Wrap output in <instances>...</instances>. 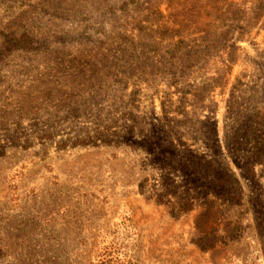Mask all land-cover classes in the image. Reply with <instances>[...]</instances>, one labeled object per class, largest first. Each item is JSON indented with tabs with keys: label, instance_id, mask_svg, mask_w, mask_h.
<instances>
[{
	"label": "rangeland",
	"instance_id": "obj_1",
	"mask_svg": "<svg viewBox=\"0 0 264 264\" xmlns=\"http://www.w3.org/2000/svg\"><path fill=\"white\" fill-rule=\"evenodd\" d=\"M0 264H264V0H0Z\"/></svg>",
	"mask_w": 264,
	"mask_h": 264
},
{
	"label": "flooded vegetation",
	"instance_id": "obj_2",
	"mask_svg": "<svg viewBox=\"0 0 264 264\" xmlns=\"http://www.w3.org/2000/svg\"><path fill=\"white\" fill-rule=\"evenodd\" d=\"M247 145V140L245 138V136L240 137L239 139H236L235 142L232 145V151L233 152H237L241 149H243V147H245ZM226 168H224L225 170ZM250 171H252L251 168L248 169V175L251 173ZM226 172V170H225ZM227 174V173H226ZM228 175V174H227ZM251 175V174H250ZM230 177V175H228ZM231 178V177H230Z\"/></svg>",
	"mask_w": 264,
	"mask_h": 264
},
{
	"label": "trees",
	"instance_id": "obj_3",
	"mask_svg": "<svg viewBox=\"0 0 264 264\" xmlns=\"http://www.w3.org/2000/svg\"><path fill=\"white\" fill-rule=\"evenodd\" d=\"M225 173H226V172H225ZM223 183H224V181H223V182H219L220 185L223 184ZM224 185H226V184H224ZM192 198H193V197H192ZM195 199H197V197H196ZM222 199H223V200H224V199H227V197H223ZM183 205H184L183 208H184L185 210H189V208H190V206H191V203H190V202H186V203L184 202Z\"/></svg>",
	"mask_w": 264,
	"mask_h": 264
}]
</instances>
